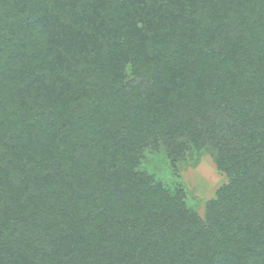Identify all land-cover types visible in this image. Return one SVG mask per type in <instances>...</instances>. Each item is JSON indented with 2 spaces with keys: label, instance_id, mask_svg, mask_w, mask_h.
Segmentation results:
<instances>
[{
  "label": "trees",
  "instance_id": "16d2710c",
  "mask_svg": "<svg viewBox=\"0 0 264 264\" xmlns=\"http://www.w3.org/2000/svg\"><path fill=\"white\" fill-rule=\"evenodd\" d=\"M209 111L201 222L138 167ZM0 264H264V0H0Z\"/></svg>",
  "mask_w": 264,
  "mask_h": 264
},
{
  "label": "rangeland",
  "instance_id": "374dc122",
  "mask_svg": "<svg viewBox=\"0 0 264 264\" xmlns=\"http://www.w3.org/2000/svg\"><path fill=\"white\" fill-rule=\"evenodd\" d=\"M211 117L210 111L203 119L198 113L193 115V125L203 131L200 145L185 135L174 137L166 146L146 149L138 167L166 189L180 191L185 207L201 222H205L208 202L215 199L218 189L228 181L216 161L218 147L209 133Z\"/></svg>",
  "mask_w": 264,
  "mask_h": 264
}]
</instances>
